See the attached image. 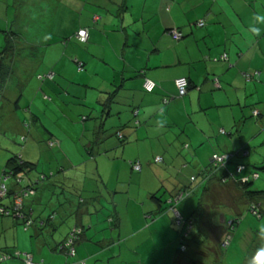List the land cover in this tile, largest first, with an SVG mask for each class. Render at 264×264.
Here are the masks:
<instances>
[{
	"label": "crops",
	"instance_id": "obj_1",
	"mask_svg": "<svg viewBox=\"0 0 264 264\" xmlns=\"http://www.w3.org/2000/svg\"><path fill=\"white\" fill-rule=\"evenodd\" d=\"M10 9H0V13L8 14ZM5 16L3 18L6 20ZM4 19H0L6 25L4 30H0L5 34V37H0V59H4V63L7 62L4 65L10 69L0 94L18 89L20 85L24 87L31 78L36 79L34 84L28 83V88L36 102L39 97L43 104L39 100L29 109L32 112L31 122L40 127L48 138L46 143L56 139L63 150H66L63 147L66 141L62 142V133L72 137L75 144L84 143L74 152L88 166L87 170H57L58 181L50 179L38 196L30 199L37 219L30 230L22 231L20 226L17 227L19 220L6 223L2 219L4 217L0 216V224L4 223L7 231H0V264H26L24 258H15L16 254H27L37 264L79 263L81 260L94 264V213L104 211L109 204L113 205V210L109 211L107 218L111 219L112 235L116 236L101 242L98 251V254L101 250L112 252L108 264H131V256L136 258L133 262L143 264L145 256L139 250L140 245L125 247L131 240L136 242V239L142 241L141 245H150L156 258L153 263L149 260L152 264H173L178 230L175 223L172 224V211L169 209L164 215L155 217L164 205L152 198L163 189L170 192L173 187L171 182L160 178L161 183L156 190L150 188L145 192L147 197L144 195L143 199L138 200L127 196L121 205L116 203L115 195L122 192L114 189L110 191L113 202L107 204L98 189H95L94 195V175L109 190L107 181L101 170L92 168L115 165L120 154V158L131 160L129 165L132 170L128 172L134 171L132 162L141 163L143 177L144 159L149 153H154V143L162 141L171 144L163 148L166 154L193 159L191 163L185 162L180 172L189 169L195 162L197 170L204 172L209 165L203 163L207 151L201 152L202 148H199L204 144H210L213 150L211 161L216 154L236 157L243 148H248L250 157L236 158L230 170H239V166L246 164H264V0H94V15L91 17L94 30L83 25L72 28L75 41L89 50L94 48L93 62L88 56L82 58V63L77 61L80 66L78 76L83 80L87 76L86 68L91 70L94 67L92 85L85 83L87 80L80 83L69 78L57 81L58 74H77V71L69 61L65 62L52 52L47 62L40 58H47L45 56L49 52L38 55V65L34 67L29 61L35 55L30 53V47H39V43L44 47L46 41L29 44L20 40L22 43H19L15 29L17 23ZM203 22L206 26L200 27L199 24ZM9 26H13L16 33ZM80 30L89 31L88 44L77 39ZM175 30L183 34L179 41L172 34ZM8 47L9 50L6 49ZM46 48H50V45ZM225 54L229 55L227 62L220 60ZM248 71L257 74L253 82L246 81ZM37 72L46 80L42 81ZM51 74L53 80L48 77ZM180 78L190 82V89L183 98H179L176 87V80ZM146 80L158 85L153 93L145 90ZM218 83L219 86H216ZM90 89L94 91L91 102L85 97ZM19 99V96L13 95L7 104L16 125L19 121ZM108 99L112 101L110 105ZM4 101L6 104L5 99H0V109ZM255 112H259L260 116L256 117ZM45 125L54 126V130ZM57 127L62 133L56 131ZM176 142L180 143V150L173 146ZM213 144L218 146L214 148ZM48 160L54 161L56 156L50 155ZM91 161L94 165L90 164ZM6 171L0 170V183ZM36 178L30 177L28 185L37 183L39 180ZM88 179L91 181L89 185ZM64 184H72L73 190L81 193L79 205L72 196L64 194ZM174 185L179 186V182L176 180ZM206 185L204 192L207 195L214 190L226 196L213 201L211 198L200 201L204 208L201 211L205 213L204 218L208 223L207 229L219 239L227 232L223 225L241 210L243 201L237 197L242 193L231 188L232 185L220 186L219 190ZM11 186L14 188L13 184ZM123 188L132 191L131 185ZM145 189L146 186H143L140 190ZM101 191L105 192L103 189ZM94 203L100 206V210L94 208ZM133 204L138 207V213L130 210L135 207ZM232 206L234 208L231 209ZM187 210L185 205L182 210L180 208L185 216L190 214ZM139 213L142 222L139 231L123 232L129 226L130 217L137 218ZM52 214L55 215L50 218ZM149 219L152 220L150 224L147 222ZM148 224L152 230L146 235L144 231ZM77 227L84 231L76 249L75 261L57 249ZM235 233L236 240L244 243L241 247L242 264H253L258 250L264 248V229L259 230L254 226V230H245L240 234L238 227ZM60 235L62 237L57 241ZM9 239H12L11 242ZM215 249L211 260L217 262L219 259L225 264L223 258L226 257L228 261V255L221 250V255L217 256L219 248ZM3 253L12 258L3 261ZM202 259L207 264L210 257Z\"/></svg>",
	"mask_w": 264,
	"mask_h": 264
},
{
	"label": "rangeland",
	"instance_id": "obj_2",
	"mask_svg": "<svg viewBox=\"0 0 264 264\" xmlns=\"http://www.w3.org/2000/svg\"><path fill=\"white\" fill-rule=\"evenodd\" d=\"M11 7L8 14H1L0 13V19H4L5 16L6 20L9 22L15 21L17 23V27H15L17 31V37L19 39V43H22L20 40L28 42L29 44H33V42L36 43V41L43 42L46 41L44 47L42 43H39L40 46H35L34 49L30 47V53L35 54L34 56L30 57L29 61L36 67L38 65V55L42 54L43 52H49V54L45 57L47 58H40L45 59L46 62L49 61V57L51 52L57 57H60L61 59L65 60V62L69 61L71 65H73L77 71L76 73H62L58 74L57 81H63L64 79H70L71 81H75L77 83H80L81 81L87 80V82L90 85H92L90 82L94 81V77H92V73L94 72V67H91V70H88V67L86 68L85 74L87 76L86 79H82L78 76L80 74L79 71V63H82V58L85 56H88L92 59L91 62L94 61V48H91L90 50L87 48V46H83L79 44L77 41H75L73 36V30L74 27H79L80 25H83L87 27V29H93L94 30V24L91 21V17L94 15V0H0V9H3L5 11L6 8ZM80 14H83L82 20L80 22L79 18L81 17ZM19 18V20L17 19ZM5 20V19H4ZM5 20V21H6ZM21 20V21H20ZM94 21V20H93ZM15 23H12L13 26ZM13 26H9V28H13ZM6 27L5 22L0 20V30H4ZM71 28V29H69ZM12 30L14 33L16 31ZM92 30V31H93ZM5 37V34L0 31V37ZM1 43V39H0ZM51 43V44H50ZM54 43L57 45L54 46ZM37 44V43H36ZM50 48H46L49 47ZM2 49V46H1ZM4 50V48H3ZM8 52H6V55ZM78 55L80 56V59L78 58ZM36 58V59H32ZM78 61V62H77ZM74 62V64H73ZM7 63V62H6ZM6 63H4L6 65ZM2 64H0L1 67ZM45 67V64L42 66ZM48 67V66H47ZM38 75L41 77V74L37 72ZM36 73V74H37ZM35 74V76H36ZM68 75V76H65ZM38 76V78H39ZM68 79V80H69ZM30 82V85L34 84L36 82V79H30L28 80V83ZM26 83L25 86H21L16 89H10L9 91H5V94H0V99L3 98L6 100V104L4 101V104L2 105L0 109V170H5L7 162L15 157L21 158L24 162L31 163L33 165H36V172L31 174L29 177H37V180L42 179H51L58 181L59 176L57 173H55L57 170H87L86 164H83L84 161L80 159L76 152V150L83 147L84 143L76 142L72 137H66L64 133H62L61 129L57 127L56 131H61L62 133V142L66 141V144H63V147L66 150H63L61 147V144L58 145V142L56 139H52L51 142H47V137L44 135L42 130H40V127H38L35 123H32L31 121V114L32 112L29 111L36 102L34 96L31 95V90L28 88L29 84ZM42 84V83H39ZM20 94V95H19ZM13 95L19 96L20 101V110L18 111L19 115V121L16 125L14 118V115H12L7 107V104L9 101L12 100ZM86 98L89 99V101H93L94 99V91L92 89L89 90V93L85 95ZM38 101L43 104L42 100L38 97ZM51 101V99H48ZM36 103H39V102ZM34 113V112H33ZM44 123V122H43ZM30 128H27V127ZM46 128H50V130H54V126L45 125ZM38 128V129H37ZM54 132V131H53ZM56 138V137H55ZM59 141V140H58ZM63 142V143H64ZM173 142V141H172ZM156 145L154 153H149L146 158L143 161L144 166V176L141 177V174L143 171L138 173L137 171H129L132 170L128 159L120 158L121 155L119 154L117 156V160H115V165H100V167L97 169L96 166H94V169L92 170H101V172L104 175V179L107 181V186L109 188L106 189L101 185L97 177L94 175V195H96L95 189H98L99 192L102 193L104 201L109 204L112 203V193L110 191L114 189H119L122 194L115 195L116 203L121 205V202L123 200L126 201L127 196L135 197L136 199L140 200L144 198L145 192L152 188L153 190H156L158 188V185L161 183L159 179L164 181H170L172 184V188L170 192H166L165 189L161 190L159 195L163 197L164 200L167 199V197L171 194L178 193L177 191L183 189H193L192 197L189 198L187 201H185L183 204L188 207L189 212L196 210V203H198L202 198H211L212 201L214 199L221 198L223 195H221L219 192L212 191L211 194H208L204 192L205 188V179H201L198 181H191L192 176L197 177L200 174V170H197L196 162L191 164L190 168L187 170H182V165L186 163H191L193 159L189 158H182L180 155L176 154H166L164 152L163 148H168L171 144L166 142H155ZM53 145V146H52ZM221 145V144H220ZM56 146V147H55ZM175 148L180 150V143L176 142L173 144ZM180 146V147H179ZM218 145L213 144V147L216 148ZM179 147V148H178ZM199 148H202L201 152L207 151V157H205V160L203 163L210 164L213 150L211 149L210 144H204L200 146ZM209 149V151H208ZM211 149V150H210ZM165 153V154H164ZM50 155H55L56 160L51 161L48 160ZM157 156L164 157V162H155V158ZM214 160V158H213ZM90 164L94 165V162L91 161ZM99 166V165H98ZM122 173V174H121ZM160 173L162 175H160ZM261 179L255 182L253 185L254 189L256 190H264V172L260 171ZM28 177V178H29ZM46 180V182L48 181ZM6 184L8 186H11L14 183V177H10L8 179H4ZM179 182V186L174 185L175 181ZM50 181V180H49ZM64 183V182H63ZM91 181L88 179L87 184L89 185ZM128 185H131L132 191L129 192L126 190ZM143 186H146L147 189L140 190ZM1 187V185H0ZM38 187H41L38 185ZM73 185L67 186V184L63 185V189L66 191L64 194L68 195L69 197L75 199V203L79 205L80 196L81 193L79 191L73 190ZM101 189L105 190V192H102ZM136 189V191H135ZM214 189H216L214 187ZM182 190V191H183ZM238 193L236 192V195ZM33 196V194H31ZM59 195V194H58ZM214 195H217V197H214ZM75 197H78L75 198ZM145 197H147L145 195ZM11 197L1 196L0 199L2 201L1 205H6ZM85 199V196L82 197ZM238 198V197H237ZM148 204V202H147ZM134 205V204H133ZM196 205V206H195ZM135 206V205H134ZM149 207V206H148ZM146 207V208H148ZM181 206V210H182ZM94 208H97L100 210V206L98 204L94 203ZM234 208L233 206L231 209ZM120 209L122 210V206H120ZM113 210V205L109 204L106 206V209L99 213H94V264H108L110 263L111 259V253L109 250H101V253L98 254V251H100L101 247L99 244L105 240L111 239V237L116 236L113 234V229L111 225L113 223L111 222V219L107 218V214L109 211ZM134 213H138V207H133L130 209ZM169 210V208H168ZM171 211V209H170ZM218 212L219 209L217 210ZM172 224L175 222V211L172 212ZM247 216V215H246ZM62 218V216H61ZM139 218V219H137ZM137 218L135 216H131L129 219V226H126L123 229L124 231H139L142 222L140 220V213L137 215ZM248 220H242L241 222L235 224L231 223V226H237L240 228V234H242L245 230H254V226L258 227L259 230L264 228V220L259 221L254 216L250 215L248 217ZM5 220L6 223H10L12 221H15L14 218H2ZM149 224L152 222L151 219L147 221ZM166 222V221H165ZM170 223V220L167 221V224ZM19 224V223H18ZM149 224L144 231L146 235H148L152 228H149ZM65 225V224H64ZM178 225V226H177ZM176 226L179 230H181V227L179 224ZM4 226V223L0 224V231L5 233L6 229ZM22 231H26L25 225H23V222L20 221V224L17 226ZM67 227V226H66ZM63 229L61 234L63 235L64 230ZM227 227L229 228V225L227 224ZM237 227V228H238ZM114 228H116V225H114ZM155 228V227H154ZM153 228V229H154ZM236 228V227H235ZM70 229H68L69 231ZM75 229H73L70 233V235L73 233ZM14 231V230H12ZM117 231V230H116ZM118 231H121L118 229ZM7 232V231H6ZM67 232V230H66ZM65 232V233H66ZM211 233V238L207 240L206 244H203L201 248H195V251L200 256H206L205 260L210 257V259H207V264H223L222 262L215 260H211V255L213 250L216 247V242H226V238L229 239V246L226 250L223 251V254L228 255V261L226 257H224V263L225 264H242L243 262V256L241 254L242 252V246H244V243L242 240L237 239L236 240V234L232 235V237L226 232L223 237H220L219 239ZM209 233V237H210ZM62 235L57 237V241L62 237ZM11 235H8V237ZM12 239H9V242H11ZM169 240H167L166 243H168ZM142 241L139 239H136V242L131 240L129 244H127L125 247H134L135 245H140L139 250L141 253L145 256V262L143 264H150L153 261H156V258L154 257L155 254L153 253L152 249L150 248L149 244H140ZM80 245V244H79ZM79 245H76V249L79 248ZM248 246V245H247ZM106 247V245H105ZM219 248V246H217ZM217 256L221 255V250L218 249ZM246 253V252H244ZM247 254V253H246ZM27 254H24V256ZM151 255V256H149ZM71 259H75L77 261L76 257H71ZM200 259V258H198ZM136 258L131 256V264H137ZM151 262H150V261ZM204 262V260L202 259ZM164 262V260H163ZM151 263V264H152Z\"/></svg>",
	"mask_w": 264,
	"mask_h": 264
},
{
	"label": "trees",
	"instance_id": "obj_3",
	"mask_svg": "<svg viewBox=\"0 0 264 264\" xmlns=\"http://www.w3.org/2000/svg\"><path fill=\"white\" fill-rule=\"evenodd\" d=\"M204 24H205L204 26H201V23H200L199 26L205 27L206 23ZM88 43H84V44H88ZM6 49L9 50L10 48L8 47ZM0 60L2 64L0 67V90H1L6 81V75H7L6 73L9 71L10 68L4 65V59L1 58ZM220 60L226 61V62L229 61V55L225 54ZM256 77H257V74H254V72L252 71H248L245 74V78L247 82H253L256 79ZM41 80L45 81L46 79H41ZM186 80L189 83V88H188V91H189L190 82L188 79ZM216 86H219V83L216 84ZM176 87H177V80H176ZM153 92H148V93H153ZM186 95L181 96L178 90L179 98H183ZM107 102L109 103V105L112 103L110 99H108ZM254 114L256 115V117L260 116L259 112H255ZM239 153L240 154L236 157L232 156V154H224L223 156L222 154L214 155L213 158L215 156H218L219 158H223V157H226V158L225 159L223 158L222 162L218 160L215 162L214 160H212L211 163L207 165V168H205L203 173H200L197 177H192L191 179V181L195 182V181H198L204 178L206 181L205 184H208L206 186H209V185L215 186L216 190H219L220 186L225 187V186L232 185L231 188H235L236 190L242 193L238 197L241 201H243V206L241 210L235 215V217L232 218V220L227 221L225 223V226L223 225L224 228L226 227L227 233L231 237L232 235L235 234V232L238 229L236 225L231 226V223L237 224L241 222L242 220L243 221L248 220L249 219L248 217H250V215L254 216L259 221L264 220V190L258 191L254 189L253 187L255 182L261 179L260 171L264 172V164L260 166L246 164V166L244 165L239 166L238 167L239 170H230V166L234 164V161L236 160V158L247 159L250 157V154H251L248 148H243ZM155 161L161 163V162H164V159L161 157H158L156 158ZM131 166L134 168V171H137V172L142 171V165L139 162H132ZM236 166L237 165H235V169H236ZM242 167L244 169L241 170ZM36 169H37L36 165L24 162L21 158L14 156L7 162L6 168H5V170L7 171L3 174L2 181L0 183L1 185L0 191L2 190V186H5L6 188V193L4 196L11 197L9 198L10 200L13 199V201L10 203L11 205L8 204L10 201L7 203V205H1L2 201L0 199V216L4 218L12 217L16 220L23 222V225H25L26 230H30L36 224L35 222L37 220L36 217L34 216L32 206L29 203L30 199L31 200L35 199L38 196L39 191L43 189L44 185L50 182L49 181L50 179L46 178V179L39 180L35 184L28 185L27 180L30 178L29 176L31 174L37 171ZM10 177H14V181H15V183H13L14 188L12 186H8L4 180ZM47 179H48L47 181L48 183L46 182ZM38 185H40L41 187H38ZM192 193H193V189L190 188V189L178 192L177 194H171L169 195V197H167V199L169 198L168 203H167V199L164 200L162 195L160 196L156 194V195H153L152 197L158 200L160 204L164 205L163 207H161V210H159L160 212L156 214L155 217H158V215L160 216L164 215L167 212L168 208L171 209L172 212L175 211V222L174 223H175V229L178 230V241H177L176 255H175L173 264H204V262L202 261V258L204 256L198 255L197 252L195 251V248H201L203 244L207 243V240L209 238L210 232L207 229L208 223L204 218L205 213L201 211V209L203 210L204 208L200 204V201L205 198H202L197 203L196 210L190 212V214H188L187 216H185L180 211V207L184 205L183 203L185 201H187L189 198L192 197ZM31 194H33V196ZM214 197H217V195H214ZM223 197L225 198L226 196H223ZM20 201H21V205H20ZM167 205H169L168 208H167ZM210 210H213V209L210 208ZM54 215L55 214H52L50 218L53 217ZM209 223H210V226L213 225L210 221ZM177 224L180 225L181 230L178 229ZM227 224L229 225V228L227 227ZM75 229L81 230L82 231L81 233H83L84 231L83 229L79 227ZM70 236L71 235H69L64 242L59 244L58 249H57L59 253L64 254L67 258L76 257V245L80 243L82 239L81 238L82 234H81L80 238H78L77 240L76 239L74 240V244L72 248L68 249L66 248V243H68L69 240L71 239ZM215 246L216 247L219 246V249L224 251L229 246V239L226 238V242L224 241L216 242ZM73 250H74V253L72 254ZM4 256L5 254L2 256V260ZM22 258H24V255H21V257L17 259H22ZM171 263H172V260H171ZM66 264H86V261L81 260L79 263L72 262V263H66Z\"/></svg>",
	"mask_w": 264,
	"mask_h": 264
},
{
	"label": "built area",
	"instance_id": "obj_4",
	"mask_svg": "<svg viewBox=\"0 0 264 264\" xmlns=\"http://www.w3.org/2000/svg\"><path fill=\"white\" fill-rule=\"evenodd\" d=\"M205 24L204 23H201V26H204ZM172 34H173V36H174V38L176 39V40H180V39H182V37H183V34L181 33V32H179V31H177V30H175V31H173L172 32ZM77 39L80 41V42H82V43H88V41H89V39H90V33H89V31L88 30H80L79 32H78V34H77ZM82 65V64H81ZM83 68H81V70H82ZM51 80L53 79V75L51 74V75H49L48 76ZM41 79H45L46 77H43V76H41L40 77ZM157 88V84L156 83H154L153 81H151V80H146V82H145V89L148 91V92H153V91H155V89ZM177 88H178V90H179V93H180V95L181 96H184V95H186V93H187V91H188V88H189V83H188V81L186 80V79H184V78H182V79H179V80H177ZM224 159L226 158V157H223ZM223 158H219L218 156H215L214 157V161L216 162L217 160L218 161H220V162H222L223 161ZM242 169H244L243 167L241 168V170ZM5 193H6V188H5V186H2V190L0 191V195L1 196H4L5 195ZM20 205H21V201H20ZM82 231L81 230H79V229H75L74 231H73V233L71 234V236H70V240H69V242L68 243H66V248H72V246H73V244H74V240L76 239H78V238H80V236H81V233ZM74 253V250L72 251V254ZM21 257V255L20 254H16L15 255V258H20ZM10 258H12L11 256H9V255H5L4 256V258H3V261H6V260H8V259H10ZM24 258H25V263L26 264H37V263H35L32 259H31V257L30 256H28V255H25L24 256Z\"/></svg>",
	"mask_w": 264,
	"mask_h": 264
},
{
	"label": "clouds",
	"instance_id": "obj_5",
	"mask_svg": "<svg viewBox=\"0 0 264 264\" xmlns=\"http://www.w3.org/2000/svg\"><path fill=\"white\" fill-rule=\"evenodd\" d=\"M254 31H258L255 30ZM253 264H264V248H261L253 258Z\"/></svg>",
	"mask_w": 264,
	"mask_h": 264
}]
</instances>
